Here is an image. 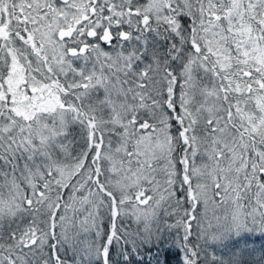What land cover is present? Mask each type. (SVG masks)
Wrapping results in <instances>:
<instances>
[{
    "label": "snow or ice",
    "instance_id": "6c2138e0",
    "mask_svg": "<svg viewBox=\"0 0 264 264\" xmlns=\"http://www.w3.org/2000/svg\"><path fill=\"white\" fill-rule=\"evenodd\" d=\"M0 264H264V0H0Z\"/></svg>",
    "mask_w": 264,
    "mask_h": 264
},
{
    "label": "trees",
    "instance_id": "16d2710c",
    "mask_svg": "<svg viewBox=\"0 0 264 264\" xmlns=\"http://www.w3.org/2000/svg\"><path fill=\"white\" fill-rule=\"evenodd\" d=\"M259 246H260V241H257L256 242L257 249H259ZM259 255H260V253H259V251H257L256 254L254 255V257H252V259H258ZM169 258L172 260L178 259V257H176V256H170Z\"/></svg>",
    "mask_w": 264,
    "mask_h": 264
}]
</instances>
